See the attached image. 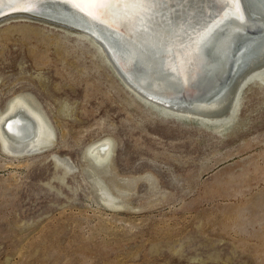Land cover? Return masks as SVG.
<instances>
[{"label":"rangeland","instance_id":"rangeland-1","mask_svg":"<svg viewBox=\"0 0 264 264\" xmlns=\"http://www.w3.org/2000/svg\"><path fill=\"white\" fill-rule=\"evenodd\" d=\"M76 33L0 24V114L26 97L54 130L0 141V264H264V82L225 130L163 117Z\"/></svg>","mask_w":264,"mask_h":264},{"label":"bare ground","instance_id":"bare-ground-1","mask_svg":"<svg viewBox=\"0 0 264 264\" xmlns=\"http://www.w3.org/2000/svg\"><path fill=\"white\" fill-rule=\"evenodd\" d=\"M62 1H68L89 15V21L96 18L111 27L93 24L103 34L92 30L93 25L87 20L67 18L65 22L72 27L74 25L76 29L50 21L41 22L75 31L94 44L122 82L160 116L225 130L236 121L246 89L264 82V0H148L143 6L127 3L125 0H110L98 5ZM15 5L21 6L20 8L29 7L17 0H0L1 9ZM163 11L164 18L160 17ZM28 17L32 19L29 14L16 13L5 17L0 24L14 18ZM143 21L146 24L144 27ZM215 29L217 30L211 38ZM161 33L167 34L173 42L174 59L178 61V68L183 69L180 75L165 82L164 78L152 76L151 73L158 70L149 67V53L144 52L148 49L150 51L154 40L157 41L156 44L162 42ZM127 43L136 52L127 48L124 51ZM207 52L210 58L217 53L218 61H224L218 64L216 71L220 78L215 77L216 82L204 101L191 105H185V101L177 99L161 101L153 96L154 100L150 99L151 95L144 94V91L132 85V81L121 73L116 57L117 55L122 62L134 66L136 74L143 81L152 76L155 82L159 81L160 85L164 84L170 89H174L173 84L177 88L182 85L191 89L200 84L196 83V77L203 76L207 70ZM189 61L193 70L184 64ZM0 141L8 153L29 154L49 147L54 141V130L44 113L35 108L26 97H18L9 102L4 114H0ZM112 149V140L98 141L86 149L85 156L101 166L111 159ZM66 164L72 167L71 162ZM110 201L113 205L116 204Z\"/></svg>","mask_w":264,"mask_h":264},{"label":"water","instance_id":"water-1","mask_svg":"<svg viewBox=\"0 0 264 264\" xmlns=\"http://www.w3.org/2000/svg\"><path fill=\"white\" fill-rule=\"evenodd\" d=\"M9 1V0H8ZM11 3V2H7ZM48 4V5H47ZM175 5H178V2L174 3ZM6 5V4H5ZM13 5V4H12ZM29 7L26 8H20L21 6H10V7H2L0 8V21L3 20L5 17L14 15L16 13H24V14H29L30 18L40 20V21H50L54 22L60 25H65L68 26L69 23L65 22L68 20L67 18H75L76 20H87L89 21L90 16L85 14L83 11L80 9L74 7L72 4L67 2H63L62 0H30L28 4ZM58 15V16H57ZM160 17L164 18L165 14L164 11L160 15ZM146 21V20H145ZM145 21H143V27L145 24ZM90 24H95L97 26L102 25L103 27L105 26H110L108 24L103 23L102 21H99L98 19L92 18V21H89ZM89 26V25H88ZM91 26V25H90ZM71 29H74L71 25H69ZM93 27V29H92ZM91 27L92 30L95 31H100L96 28H94V25ZM111 27V26H110ZM137 25H135L134 29L136 30ZM76 29V28H75ZM81 29V28H79ZM111 29V28H110ZM117 29V28H116ZM141 29V28H140ZM118 30V29H117ZM134 30V31H135ZM214 30L211 38L213 37L215 31ZM166 32V30L164 29ZM100 33H103L100 31ZM167 33V32H166ZM93 34V33H92ZM104 34V33H103ZM156 37V36H155ZM160 37L162 38V42H159L158 44L156 40L153 41L154 45H151V49L149 51L146 50L144 52H148L149 55L147 57V60L149 62V67L153 70L157 69L158 71L152 72V76H155L157 78L163 79L164 82L167 80H170L176 75H180L183 72V69L178 68L177 63L178 61H175L174 59V46L173 42L169 38L167 34L161 33ZM209 37V39H210ZM130 39V38H129ZM103 44L105 42L101 39H99ZM168 45V46H167ZM139 46V45H138ZM129 51H134L136 52L135 48L131 49V46L127 43V45L124 46V51L127 50ZM117 51V50H116ZM114 50V52H116ZM125 53V52H124ZM208 53V52H207ZM131 54V53H130ZM209 56V53H208ZM212 58L209 56V60L206 61L207 65V70L205 73H203V76H200L199 78L196 77V83H200L196 86L189 88V86H178L174 87V89H170L166 87L164 84L160 85L161 82L157 81L155 82L154 79L149 77V80L143 81L139 75L136 74V70L134 69V66L128 65L127 62L121 61V58H119L117 55V63L119 70L121 73L130 79L129 81L132 83V85L136 86L137 88L141 89V91L144 94L151 95V97L158 98L159 100H172V99H177V100H182L183 102L185 101V105H191L196 102H202L204 101V98H206V95L209 94V91L213 88V85L216 82V76L217 79L220 78L219 72L218 71V64H222L224 61H218L219 57H217V53L211 55ZM215 61V62H214ZM231 62V61H230ZM186 66L191 65V61L184 63ZM200 65L202 63H199ZM198 64V65H199ZM134 65V64H133ZM185 66V68H186ZM191 68V66H190ZM122 69V70H121ZM132 69L133 73H132ZM193 70V68H191ZM221 73V72H220ZM201 74V73H200ZM202 77V78H201ZM199 79V80H198ZM150 98V99H153ZM154 100V99H153ZM9 123V121L7 122ZM7 126V124H6ZM23 136V135H22Z\"/></svg>","mask_w":264,"mask_h":264},{"label":"snow or ice","instance_id":"snow-or-ice-1","mask_svg":"<svg viewBox=\"0 0 264 264\" xmlns=\"http://www.w3.org/2000/svg\"><path fill=\"white\" fill-rule=\"evenodd\" d=\"M18 3L21 4H28L30 2V0H17ZM70 2H88V3H92V4H102V3H108L110 2V0H70ZM125 2L127 3H135L139 6H143L144 4H146L148 2V0H125ZM156 2H161V0H156ZM236 2H239V0H236ZM105 15H107L105 13Z\"/></svg>","mask_w":264,"mask_h":264}]
</instances>
